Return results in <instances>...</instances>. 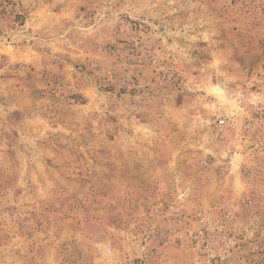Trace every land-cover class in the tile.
I'll list each match as a JSON object with an SVG mask.
<instances>
[{"label": "rangeland", "instance_id": "1", "mask_svg": "<svg viewBox=\"0 0 264 264\" xmlns=\"http://www.w3.org/2000/svg\"><path fill=\"white\" fill-rule=\"evenodd\" d=\"M0 264H264V0H0Z\"/></svg>", "mask_w": 264, "mask_h": 264}]
</instances>
